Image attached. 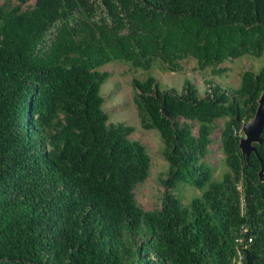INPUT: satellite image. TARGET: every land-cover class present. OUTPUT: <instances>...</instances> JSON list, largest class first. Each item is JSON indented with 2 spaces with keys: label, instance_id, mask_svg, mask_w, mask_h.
Wrapping results in <instances>:
<instances>
[{
  "label": "trees",
  "instance_id": "1",
  "mask_svg": "<svg viewBox=\"0 0 264 264\" xmlns=\"http://www.w3.org/2000/svg\"><path fill=\"white\" fill-rule=\"evenodd\" d=\"M17 1L0 5V264H233L240 236L264 264V131L247 166L238 147L264 66L204 96L189 82L178 93L133 81L141 126L158 130L169 165L157 211L136 202L150 157L130 126L108 123L98 71L113 59L177 72L187 57L199 68L261 57L264 0ZM218 120L228 172L213 182ZM179 183L201 197L184 205Z\"/></svg>",
  "mask_w": 264,
  "mask_h": 264
},
{
  "label": "rangeland",
  "instance_id": "2",
  "mask_svg": "<svg viewBox=\"0 0 264 264\" xmlns=\"http://www.w3.org/2000/svg\"><path fill=\"white\" fill-rule=\"evenodd\" d=\"M30 0L22 9L33 5ZM16 6L17 0H0V5ZM180 70L170 72L160 60L152 62L149 69L134 68L125 60L113 59L98 68L99 72L107 73L108 77L100 87L99 95L103 99L102 110L108 115V123H122L133 129L130 139L140 142L150 157V168L144 182L135 188L137 204L145 211H157L161 207L164 188L161 184L168 175L169 165L163 157L164 144L157 129H145L141 126L134 103L133 81H144L153 78L162 90L174 89L180 93L186 82L194 85L200 96H204L209 85H218L226 90L238 89L242 74H257L264 66V54L261 57L244 55L222 64L199 68L196 59L187 57L179 62ZM223 120L216 122L212 134V143L205 161L212 168V181L219 182L228 168L221 150L220 131ZM197 126V123L194 124ZM172 194L188 205L194 198H200L202 190L189 184L179 183Z\"/></svg>",
  "mask_w": 264,
  "mask_h": 264
},
{
  "label": "water",
  "instance_id": "3",
  "mask_svg": "<svg viewBox=\"0 0 264 264\" xmlns=\"http://www.w3.org/2000/svg\"><path fill=\"white\" fill-rule=\"evenodd\" d=\"M244 138L239 141V149L241 151L244 165L247 166L251 154H256V145L261 144V135L264 131V91L258 100V107L254 117L244 124L241 128ZM260 180L264 181L263 169L259 172ZM246 264H254L255 258L249 251L245 252Z\"/></svg>",
  "mask_w": 264,
  "mask_h": 264
},
{
  "label": "built area",
  "instance_id": "4",
  "mask_svg": "<svg viewBox=\"0 0 264 264\" xmlns=\"http://www.w3.org/2000/svg\"><path fill=\"white\" fill-rule=\"evenodd\" d=\"M238 138L239 139H242L244 138V135H243V132L240 131V133L238 134ZM247 230L245 228H243L241 231H240V234L243 235L245 234ZM244 238L243 236H240V238L237 240V243H238V247L236 248V252H235V257L233 259V264H243V258L245 256V252H246V245H244ZM248 242H250L251 240L248 238L247 239Z\"/></svg>",
  "mask_w": 264,
  "mask_h": 264
}]
</instances>
